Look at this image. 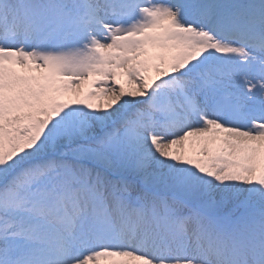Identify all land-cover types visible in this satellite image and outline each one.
<instances>
[{"label": "snow or ice", "instance_id": "obj_1", "mask_svg": "<svg viewBox=\"0 0 264 264\" xmlns=\"http://www.w3.org/2000/svg\"><path fill=\"white\" fill-rule=\"evenodd\" d=\"M0 264H264V0H0Z\"/></svg>", "mask_w": 264, "mask_h": 264}]
</instances>
